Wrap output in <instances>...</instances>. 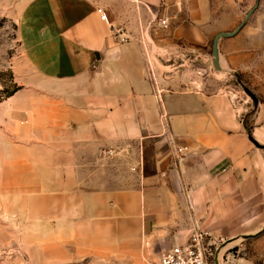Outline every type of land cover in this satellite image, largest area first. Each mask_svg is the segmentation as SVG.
I'll list each match as a JSON object with an SVG mask.
<instances>
[{
    "label": "crops",
    "instance_id": "0c3cea01",
    "mask_svg": "<svg viewBox=\"0 0 264 264\" xmlns=\"http://www.w3.org/2000/svg\"><path fill=\"white\" fill-rule=\"evenodd\" d=\"M214 13L211 0L25 5L23 53L60 88L43 98L34 143L19 147L29 177L20 165L2 188L28 217L31 240L45 234L35 246L45 264H150L198 231L209 234L213 262L220 250L219 264L259 263L240 254L251 241L264 253V132L248 127L236 95L184 87L158 58L163 47L207 40ZM154 19L160 31L144 37Z\"/></svg>",
    "mask_w": 264,
    "mask_h": 264
},
{
    "label": "rangeland",
    "instance_id": "374dc122",
    "mask_svg": "<svg viewBox=\"0 0 264 264\" xmlns=\"http://www.w3.org/2000/svg\"><path fill=\"white\" fill-rule=\"evenodd\" d=\"M29 1L0 0V264H45L47 258L43 248L35 247L44 242L45 234H39L40 242L31 240L34 236L31 237L28 231V217L20 218L19 210L13 208V194L2 188L3 175L12 176L15 171L18 177L20 165L24 168L21 176L29 177L28 153L24 154L26 160L19 158V147L27 148L34 143L33 120H38L44 112L43 98L55 95L60 88L59 84H50L41 77L23 53L20 20ZM211 2L216 17L212 35L206 32L207 40L194 42L191 46L181 41L172 47H163L158 58L164 64L172 65L173 71L165 74L177 77L184 87L189 85L190 89L194 87L208 93L226 91L236 95L235 99L245 106L248 127L264 132V0ZM256 5L258 7L235 35L220 38V68H216L213 61L215 36L220 32L235 31ZM165 20L168 26L161 24L163 30L170 26L168 19ZM159 31L158 25H148L143 31L144 37L146 33ZM102 153L115 156L118 151L104 148ZM262 250L257 248L256 241H251L240 255L257 256L258 264H264ZM212 251L214 255L213 247ZM210 261L213 262L212 257ZM66 264H89V259ZM150 264H161V259Z\"/></svg>",
    "mask_w": 264,
    "mask_h": 264
},
{
    "label": "built area",
    "instance_id": "2783aa9c",
    "mask_svg": "<svg viewBox=\"0 0 264 264\" xmlns=\"http://www.w3.org/2000/svg\"><path fill=\"white\" fill-rule=\"evenodd\" d=\"M98 12L102 20L106 21L112 28L114 35L122 42L129 41L127 31L123 27H115L109 20L108 14L102 6H98ZM156 20H152L151 24H154ZM161 24L168 26L167 20H162ZM184 148H179V152H182ZM110 152H113L110 150ZM109 152V153H110ZM213 256L212 244L209 240V234L203 231L193 233L188 240L177 246H174L164 252L161 258V264H213L210 258Z\"/></svg>",
    "mask_w": 264,
    "mask_h": 264
},
{
    "label": "water",
    "instance_id": "95a60500",
    "mask_svg": "<svg viewBox=\"0 0 264 264\" xmlns=\"http://www.w3.org/2000/svg\"><path fill=\"white\" fill-rule=\"evenodd\" d=\"M258 7V5H256L253 10H251L245 20L241 23V25L233 32H220L218 33L215 38H214V42H213V56H214V64L216 66V68H220V64H219V40L221 37L223 36H233L235 35L240 29L241 27L244 25L245 21H247L250 17V15L252 14V12L254 11V9H256ZM252 138V137H251ZM248 237V236H246ZM219 254H220V250L216 252L215 258H214V262L213 264H219Z\"/></svg>",
    "mask_w": 264,
    "mask_h": 264
}]
</instances>
